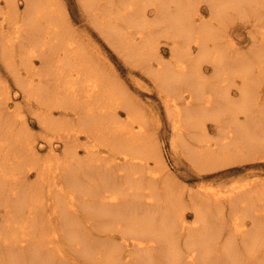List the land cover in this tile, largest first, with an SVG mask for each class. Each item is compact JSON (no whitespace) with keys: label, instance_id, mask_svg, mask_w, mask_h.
Returning <instances> with one entry per match:
<instances>
[{"label":"bare ground","instance_id":"1","mask_svg":"<svg viewBox=\"0 0 264 264\" xmlns=\"http://www.w3.org/2000/svg\"><path fill=\"white\" fill-rule=\"evenodd\" d=\"M24 1L22 13L19 0L0 4L2 60L17 84L34 96L36 103L46 106L33 113L44 128L58 132L65 152L59 156L51 143V159L45 165L51 166L46 169L40 165L38 136L30 130L19 106L11 109L8 99L12 92L6 90L7 82L0 74V207H4L0 214L3 230L8 227L6 235L12 241L7 247L10 253L0 250V256L5 255L1 262L197 264L201 258L200 264H215L214 260L224 253L215 249L219 233L207 226L202 206L211 201L215 207L226 199L231 206L242 203L244 193L247 199L241 209H249L243 214L255 222L264 218V187L246 181L244 187L237 185L238 189L224 194L211 187L199 189L202 197L197 196L189 206L196 211L194 223L200 221L196 225L202 228V234L188 240L199 230L187 226L183 193L172 190L170 179L167 182L158 174L165 167L162 149L152 137L154 132L151 136L146 129L144 115L127 101L122 88L101 67L99 54L95 56L84 42L68 33L71 21L57 0ZM115 1L83 0V4L102 37L120 49L127 61L147 68L162 88L159 90L161 95L165 93L166 112L173 121L172 144L181 147L179 144L185 142L183 146L192 160L205 169L218 161L227 163L234 156L264 150V106L259 105L264 102V0ZM202 2L211 9L209 20L202 18ZM236 13L241 19L249 16L260 22H252L258 27L250 32L257 48L250 54L231 38L228 26ZM259 37L260 42L256 40ZM162 38L167 39L163 44L169 46V60L163 54ZM34 54L44 61L41 69L33 66ZM204 63L213 69L210 77L205 74ZM21 66L31 77H23ZM32 76L40 77L37 84ZM238 79L239 94L232 97V85ZM119 108L129 113L126 122ZM241 114L245 116L243 121ZM208 119L217 123V136H209L205 124ZM79 147L84 148L85 156H80ZM149 160L155 162L152 167ZM33 170L37 177L31 181ZM37 184L44 194L32 187ZM148 197L152 204H146ZM257 199L262 206L255 214L252 209ZM145 205L156 208L145 212ZM236 212L233 234L242 235L241 246L226 241L228 254H247L248 258L235 264H260L257 246L264 242V227L255 226L257 231L251 233L244 228L243 215ZM95 228L102 237H95ZM69 235L79 237H75L81 243L78 249L76 243L72 246L76 251L60 245ZM119 236L125 246L115 243ZM252 242V247L246 248Z\"/></svg>","mask_w":264,"mask_h":264},{"label":"rangeland","instance_id":"2","mask_svg":"<svg viewBox=\"0 0 264 264\" xmlns=\"http://www.w3.org/2000/svg\"><path fill=\"white\" fill-rule=\"evenodd\" d=\"M57 1L60 4V7L66 10L67 17L69 21H71L69 22L70 24L67 27L70 30L68 31V33L70 35L74 34V37H77L78 39H80V41L84 42L87 48H91V51L95 53L94 54L95 56H97L98 54L100 55V56L98 55L99 58H97V60L101 64V67L105 68L104 70L106 71V73H109L108 75H111V77L115 79L113 80L116 82V84L120 86V88H122V91L125 92L124 94L126 95L127 101L128 102L130 101L129 102L130 104L133 103L134 105L132 106L136 107L138 111H140V113L144 115L143 122H145V119H146L147 124H148V125L145 124L147 125L146 129H148V131L150 129L149 133L151 136L153 135L152 133L154 132L155 135H153L152 137H155L154 140L158 142L159 145L161 146L162 155L164 159V166H165L163 168L164 170L158 171V174H160V176L162 175L161 177H163V179L166 178L167 182L170 179L168 183L170 184L171 188H174L172 190L183 193L185 202L187 203V207L189 208L188 209L186 207V210L184 212V216H185V219L187 220L186 223H187L188 228L190 229L192 227L194 228V226H197L198 223L200 222L199 221L198 223H196L197 225L194 223L195 220H197L196 211L192 210L193 208H191L189 204H191L190 203L191 201L193 203V201L198 200L197 196L202 197L203 193L202 191L199 190V189H202V187H205L206 189L207 187H211V189H213L214 191L218 189L220 193L223 192V194L229 190L232 191V188L236 187V189H238L239 185H242V187H244L246 183L247 182L249 183L250 181H251L250 183L252 182L253 184L257 183V184H260V187H264V152H263L264 150L263 149H262L263 151L261 149H259V151L258 149L255 150L254 152H252L253 155L252 153H250L248 155H243V156L242 155L234 156L232 160H235L236 162L232 160H230L231 162L227 160L228 161L227 163L218 161L214 163L213 165L206 166V167L211 166L210 169H205V167L203 166L196 165V163L192 160L190 153L186 151L185 145L183 146L185 142H183V144L181 143L179 144L181 147L179 146L175 147V145L172 144L173 133H174L173 131L174 128L172 127L173 121L169 117V115H167L166 111L168 110L165 107L166 105L162 98V96H164L165 93L163 92V94L161 95L160 90L162 88L159 86V84L154 82V78L151 75L152 73H148L146 70L147 68L141 67L139 63L137 64V62L135 63L131 59H130L131 61L128 60L129 61L128 62L125 59V57L122 54H120V52L118 51L120 49L114 48V46L111 43H109L104 38V36L102 37V34H100L98 30L95 29L93 27V24L90 22L88 11L85 10L86 7L83 4V0H57ZM0 4L4 5V0H0ZM18 4H19L20 12L21 13L24 12L25 11V1L19 0ZM200 5H202L203 7V10L201 11L202 18L209 20L210 16H212V12H211V9H209L208 4H206L205 2H202L200 3ZM255 8H257V5H255ZM262 10H264V6ZM235 15L236 17H233L234 20L231 23H229L230 25L228 26L230 28L229 30L231 32V38L236 43V45L242 49V51L246 52V54H250V52L253 49L255 50L257 48V46H254L252 44L253 39L251 37L250 32L258 28L257 25L255 26L254 24L256 23L258 24L259 21H257V19H255L254 17H251L250 19V17L248 16V18L241 19V17H239L240 15H237V13ZM261 23H264V22H261ZM164 40L166 41L167 39L162 38L161 47L164 48L163 54L166 60H169L170 50H169V46L163 44V42H165ZM256 40L260 42L261 38L260 40L256 38ZM25 50L28 51V48H25ZM0 55H1L0 56V74L2 75L3 79L7 82L6 90L8 89L10 92H12V97H10L11 100L8 99V102L11 105V109H14L16 106L17 107L19 106L20 109L18 108V110H21L25 118L28 119L27 122L30 125V130L34 133V135L36 134L38 136V137L36 136L38 139L37 144H38V149H39L38 150L39 151L38 161L43 168L46 167V169H48L51 165L49 167L45 165L51 159L50 152H49L51 143H54L53 144L55 147L54 152L58 154L59 156H64L65 146L63 144V141L62 139H60V135L57 134L58 132L53 131L52 129L44 128L41 122L37 119L36 114L33 112L41 108H46V106H41L39 102L36 103V101L38 100L37 99L35 100L34 96L30 95V93L27 92L26 90L25 92L24 88H22L19 84H17L14 78V73L10 71L9 69H7L6 71L5 63L3 62L4 59L2 58V51H0ZM32 56H33L32 62L35 68L37 66H38L37 69H41V67H44L45 65L44 61L41 57H39V54H34ZM231 56L233 58H236L233 54H231ZM252 56L254 58L256 57L255 54H252ZM15 58L19 61L20 55H17ZM204 66L207 68L205 70L206 76L210 77L213 73V69L208 64L204 63ZM20 71H22V73L24 74L23 77H27L29 74V73L28 74L26 73V70H24L23 67L21 68ZM29 75L31 77V74ZM32 77L33 78L31 79H34L33 80L34 84H37L39 82L40 77L38 76H32ZM237 84L240 85L239 79H238V82L232 85L233 86L231 90L232 97L233 96L236 97L239 94V92L238 93L236 92L237 87H238ZM263 85H264V81H263ZM15 92H18V94L14 95L13 93ZM263 92H264V87H263ZM259 105L263 107L264 102L263 103L260 102ZM56 111L57 110H54V113L56 116H58V111L57 112ZM119 114H120L122 121L126 122V120H128L129 113H127L126 110L119 108ZM261 116L262 117L264 116V112L263 114H261ZM240 120L242 121L245 120V116L243 114H241ZM205 124L207 127V131L209 132V136L213 137L215 135L216 136L218 135L219 127L217 123L215 122V120L208 119L206 120ZM187 139L189 140L190 138H187ZM103 149H105L106 153L109 152L106 150L107 147L101 146V150ZM78 151L80 152L81 157L85 156L86 151H84L83 147H79ZM106 153H102V154L104 155ZM59 156H56L54 158H57ZM154 163H155L154 161L149 160V165L151 167L154 165ZM32 173L33 174L30 179L31 181H33V179L37 177L36 175L37 173H35L34 170L32 171ZM159 179L161 178L159 177ZM158 182L160 186L163 185L162 183L160 184V181ZM159 185L157 186L158 189L161 188ZM32 187H35L37 192H41V187H39L38 184L32 185ZM42 191L43 192L41 193L44 194V189H42ZM41 193L39 194L41 195ZM246 199H247V196L244 195V193H242L240 197V200L242 201V203L236 202L235 204H232L231 206V203H230L231 201L229 199H228L229 201L226 199L224 202L220 203L221 205L220 204L218 205L216 203L217 206L215 207L213 206L214 203L212 204L211 201H208V203H205L202 206V209L206 210V215H207L206 221L207 222L206 221L205 222L207 223V226L208 227L211 226L213 229L217 231V233H219V236L216 239L217 245L215 249L221 253L222 252L224 253V255L221 258L217 257L214 260L215 264H231L232 262H233L232 264H235L237 262H242L241 258L242 259L248 258L245 252H238L236 255L235 254L229 255L228 250L225 245L226 241H231L234 243L235 246L236 244L237 245L239 244L241 246L242 235L234 236L233 234L236 231L234 220H233V218L235 219V216L233 215L237 213L236 211H240V214L243 215L244 217L243 220H245L243 221L244 228L250 230L251 233L253 232L255 233V230L257 231L258 228H256L255 226H260V228L264 227V218L258 219L256 217L257 220L253 222V220L249 217V215L245 216V214H243L249 211V209H244V208L241 209L245 205ZM143 200L144 199H142L141 202ZM150 201L152 200H149V197H148L145 202L146 204H152ZM257 201H255V206L252 209L253 211H255L254 212L255 214H257V212L260 211L258 210V207L260 205L262 206V202L259 199H257ZM208 204H210L211 206H209ZM201 205L202 203L200 204V206ZM148 206L149 208H147L146 205L142 206V207H146L144 208L145 212L147 211L152 212L156 208V206L154 208L153 205H152L153 208L150 207V205ZM209 207L212 210H210ZM3 208H4L3 206L0 207V209H3ZM3 224H4V221L0 214V233H1L0 234V250L3 254H6V253H10V250L7 247H8V244L10 245L12 244V241H10L9 239L10 237L6 235L8 233L6 232L8 227L6 226L5 230H3V226H2ZM190 224L191 226L189 227ZM41 225H43V223ZM198 227L199 226H197V228L195 227L196 229L194 228V230H199L198 234L190 236L188 240L190 241L195 240L199 235L202 234V228L199 227L200 228L199 229ZM1 230H3V232ZM92 233H95L96 238L98 237L100 238L103 236V235H100V232H98L96 228L93 229ZM48 234L51 236V232H49ZM76 236L78 237V235L67 236L60 243V245L64 247L72 248V246H75V243H76L77 245L75 246V248L77 247L78 249L80 240H78L79 237L77 240H75ZM261 236L264 237V234H261ZM119 237H116L115 243L120 246H125V244L121 242L123 241V239ZM117 238L121 241H119ZM186 238L187 237L185 236L184 239ZM184 239L182 238L181 244H183V247L185 248ZM69 244L70 246H68ZM252 244L253 242L249 243V245H247L246 248H251ZM123 248H127V247H123ZM257 248H258V251H257L258 260L257 261H259L260 264H264V242H262V244L259 247L257 246ZM72 249L69 248L70 251L77 250V249H73V250ZM245 249L242 248L241 250H245ZM17 251L20 255L22 254L21 250L17 249ZM4 259H5V255L4 256L1 255L0 264H5V262H1ZM19 259L22 262L23 260L22 256H19ZM200 259L198 260L197 264H200Z\"/></svg>","mask_w":264,"mask_h":264}]
</instances>
